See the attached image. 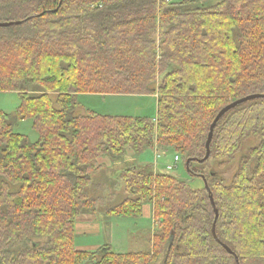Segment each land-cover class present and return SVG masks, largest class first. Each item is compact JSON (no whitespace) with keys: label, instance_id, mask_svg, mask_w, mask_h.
Masks as SVG:
<instances>
[{"label":"trees","instance_id":"trees-1","mask_svg":"<svg viewBox=\"0 0 264 264\" xmlns=\"http://www.w3.org/2000/svg\"><path fill=\"white\" fill-rule=\"evenodd\" d=\"M0 92H15L0 112V264H264V0H0ZM155 96L156 118L76 115L79 95ZM54 95V99L52 98ZM31 119L36 142L13 132ZM231 182L201 171L231 159L248 136ZM172 149L203 176L191 189L147 165L119 174L129 195L106 216L158 221L146 252L75 247V222L94 213L87 193L98 160L113 165L130 150ZM186 169V168H185Z\"/></svg>","mask_w":264,"mask_h":264},{"label":"rangeland","instance_id":"rangeland-1","mask_svg":"<svg viewBox=\"0 0 264 264\" xmlns=\"http://www.w3.org/2000/svg\"><path fill=\"white\" fill-rule=\"evenodd\" d=\"M54 99V95H52ZM78 108L76 115L85 113L87 110L101 115L140 117L154 120L156 118V98L154 96H126V95H93L83 94L77 98ZM20 104L19 96L15 92H0V112L13 114ZM13 132L23 135L32 143L38 139L37 132L33 129L32 120L18 121ZM258 137L250 135L242 141L239 152L231 159H223L222 166L215 159H209L201 171L214 172L220 177L225 185L231 182L237 170L241 157L258 143ZM175 153L172 149L161 150L159 148L148 149L134 155L128 150L122 163L113 165L106 157L98 160L100 169L92 176V181L87 187V193L96 201L94 213H83L77 219V223H84L83 219H89L93 226L84 236L76 232L75 247L85 248L84 251H95L101 246L110 245L115 254H128L146 252L150 249L151 240L156 232L158 221L153 218L152 206L148 202L142 206L141 217H114L106 216V211L119 205L129 197L124 191L119 172L129 164L147 165L155 174H169L184 182L194 190L204 187V181L200 177H192L184 168L181 156L179 162L173 163ZM169 167L172 170L169 171ZM168 169V170H167ZM201 176V175H200ZM75 222V225H76ZM251 264H258L251 262Z\"/></svg>","mask_w":264,"mask_h":264},{"label":"water","instance_id":"water-1","mask_svg":"<svg viewBox=\"0 0 264 264\" xmlns=\"http://www.w3.org/2000/svg\"><path fill=\"white\" fill-rule=\"evenodd\" d=\"M21 23H22L21 21H17V22H4V23L0 22V28H7V27H10V26H13V25H19ZM262 98H264V94H252V95H248L246 97H243V98H241L239 100H236V101L230 103L229 105H227L226 107H224L223 109H221L218 112V114L215 116L213 122L211 123V125L209 127V132H208L207 139H206V142H205V156L202 159H200V160L197 161L199 164L204 163L206 160H208V158L210 156V143H211V140H212V137H213V131H214L215 125L219 121V119L225 113H227L228 111H230L231 109L235 108L238 105H241V104H243L245 102H248V101H251V100L262 99ZM188 164H189V161L187 160L185 162V168H186V171L187 172H189V170H188ZM198 177H200L204 181V187H205V189L207 190V192L209 194V201L211 203V206L213 207L214 215H215L214 216V222H213L212 227H211V234H212L214 240L219 243L218 238H217L216 233H215V224H216V221L218 219V211L215 208V204H214V201H213V197L210 194V191L208 189V186H207V183H206L205 178L203 176H198ZM221 246H222V248L229 255L234 256V259H235L236 264H239L238 258L233 254V252L226 245L221 244Z\"/></svg>","mask_w":264,"mask_h":264},{"label":"crops","instance_id":"crops-1","mask_svg":"<svg viewBox=\"0 0 264 264\" xmlns=\"http://www.w3.org/2000/svg\"><path fill=\"white\" fill-rule=\"evenodd\" d=\"M115 96H118V95H115ZM152 97V96H150ZM154 98H156L154 96ZM84 223H77L76 222V232H78L80 235H85L84 232H89L90 228L93 226V224L95 223H91V221L89 219H83ZM79 249L78 250H85V248L83 247H78Z\"/></svg>","mask_w":264,"mask_h":264},{"label":"built area","instance_id":"built-area-1","mask_svg":"<svg viewBox=\"0 0 264 264\" xmlns=\"http://www.w3.org/2000/svg\"><path fill=\"white\" fill-rule=\"evenodd\" d=\"M177 162H179V157L175 155L174 159H173V163L176 164ZM168 169H169V171L172 170L171 167H169Z\"/></svg>","mask_w":264,"mask_h":264}]
</instances>
